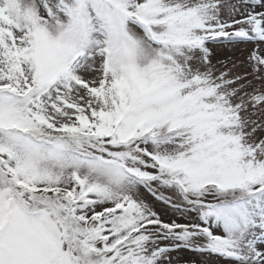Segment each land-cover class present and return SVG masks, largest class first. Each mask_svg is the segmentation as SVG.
Returning <instances> with one entry per match:
<instances>
[{
	"label": "snow or ice",
	"instance_id": "1",
	"mask_svg": "<svg viewBox=\"0 0 264 264\" xmlns=\"http://www.w3.org/2000/svg\"><path fill=\"white\" fill-rule=\"evenodd\" d=\"M183 250L264 264V0H0V264Z\"/></svg>",
	"mask_w": 264,
	"mask_h": 264
},
{
	"label": "rangeland",
	"instance_id": "2",
	"mask_svg": "<svg viewBox=\"0 0 264 264\" xmlns=\"http://www.w3.org/2000/svg\"><path fill=\"white\" fill-rule=\"evenodd\" d=\"M211 47L213 50L212 59L213 62L215 63L217 60H223L229 57L234 60H245L249 51L254 47V45L253 44L240 45L233 50L216 45H212ZM143 195L145 196L146 199L152 201V197L148 193L144 192ZM156 207L159 208L160 205L157 203ZM168 216H172V213L169 212L166 218ZM173 255L179 257L180 264H184V262H187V264H193V262H195V264H225L223 260L217 259L216 257H202L199 254L192 253L187 250L174 253Z\"/></svg>",
	"mask_w": 264,
	"mask_h": 264
}]
</instances>
